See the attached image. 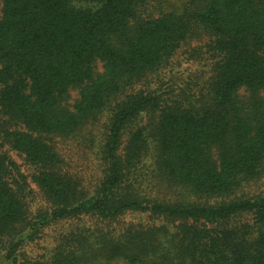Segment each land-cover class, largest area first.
<instances>
[{
	"label": "trees",
	"instance_id": "trees-1",
	"mask_svg": "<svg viewBox=\"0 0 264 264\" xmlns=\"http://www.w3.org/2000/svg\"><path fill=\"white\" fill-rule=\"evenodd\" d=\"M74 1L2 0L0 247L10 244L7 259L264 264V196L239 193L264 174V0H184L183 9L165 0H77L88 8ZM206 32L218 59L198 103L164 106L136 91ZM73 89L79 98L70 109ZM105 112L104 177L73 170L55 139L74 140ZM145 114L152 115L147 127H131ZM4 145L33 171L48 204L37 214L27 176ZM129 214L148 221L124 226ZM62 222L73 228L51 257L22 259L26 245Z\"/></svg>",
	"mask_w": 264,
	"mask_h": 264
},
{
	"label": "rangeland",
	"instance_id": "rangeland-1",
	"mask_svg": "<svg viewBox=\"0 0 264 264\" xmlns=\"http://www.w3.org/2000/svg\"><path fill=\"white\" fill-rule=\"evenodd\" d=\"M165 1L183 9L184 0ZM1 5L2 0H0V10ZM74 5L77 8L90 7V5L88 6L85 2L77 0L74 1ZM214 42L215 38L206 32L202 33L199 39L194 38L190 42L184 44L164 66L150 74L149 80L136 85V91L157 95L158 98L160 97L162 100L164 106L168 104L172 107L176 105L188 107L191 103H198L201 97L205 96L207 93V82L213 74L215 66L213 62L218 59L217 53L211 47L214 46ZM102 70V64L98 63V71L101 72ZM78 98L79 89H73L64 106L71 109ZM151 119V114H145L143 117L140 116L138 121H134L131 127H147ZM108 126V112H105L99 115L96 122L89 124L78 133L74 140L62 141L61 139H55L58 150L64 154L73 170H77L78 167H88L87 170L95 174V177H104V167L100 160V152L101 146L108 133ZM3 150H5L18 164L20 171L27 176V182L35 193V201L32 204L34 214L38 213L39 208L40 210H44L48 204H46L37 185L32 181V169L25 163L23 157L16 151L11 150L8 145H4ZM96 181L95 183L99 182ZM239 193L241 196H264V174L260 179L245 184ZM190 200L200 203L193 195ZM218 200L219 199H213L208 201L205 199V203L215 204L218 203ZM137 221L145 222L148 221V219L142 214H129L121 219V223L124 226ZM81 223L83 224L84 222ZM85 224L90 227H95L94 223L88 220ZM113 225L116 228L121 227V225L118 224ZM72 228L69 222L48 226L41 233V238L26 245L21 250V254H23L21 256L22 259H46L51 257L55 247L60 242L61 236ZM3 246H5V248L0 247V264H11L6 257L8 250H10V244H3ZM96 264L104 263L98 262Z\"/></svg>",
	"mask_w": 264,
	"mask_h": 264
}]
</instances>
